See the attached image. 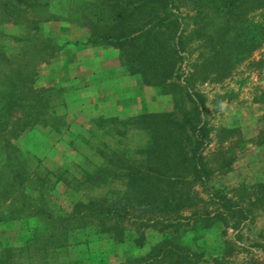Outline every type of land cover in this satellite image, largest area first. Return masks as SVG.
Segmentation results:
<instances>
[{
  "label": "trees",
  "instance_id": "trees-1",
  "mask_svg": "<svg viewBox=\"0 0 264 264\" xmlns=\"http://www.w3.org/2000/svg\"><path fill=\"white\" fill-rule=\"evenodd\" d=\"M256 9L264 11V0H71L64 13L53 12L50 0H0V222L32 220L18 244L0 247V264H110L115 250L119 264H200L208 257L200 244L207 231L238 227L264 210V189L242 184L229 195L212 183L234 156L220 150L216 167L206 159L213 126L196 87L229 77L264 45V19L250 16ZM51 20L84 29V44L116 49L125 73L170 95L172 104L93 119V133L124 137L134 129L145 141L134 148L103 141L105 149H95L101 162L84 170L82 180L57 176L74 191L85 183L107 187L73 199L68 209L51 201L47 175L28 164L29 154L45 148L36 139L40 129L61 134L68 127L66 113L57 110L64 108L65 87L36 81L41 63L80 42L45 34L43 24ZM258 100L264 102V88ZM220 134L221 143L243 141L237 127H222ZM71 250L74 258L57 259ZM261 250L263 258L248 264H264V244Z\"/></svg>",
  "mask_w": 264,
  "mask_h": 264
},
{
  "label": "rangeland",
  "instance_id": "rangeland-1",
  "mask_svg": "<svg viewBox=\"0 0 264 264\" xmlns=\"http://www.w3.org/2000/svg\"><path fill=\"white\" fill-rule=\"evenodd\" d=\"M50 3L53 12L64 13L71 0H50ZM250 16L260 21L264 19V11L253 10ZM43 32L60 42H80L86 36V31L75 23L53 20L43 24ZM109 52L116 53V50L111 47ZM196 54L197 51L193 58ZM71 58L72 54H65L60 59L58 54L39 65L36 86L53 84L65 87L64 108L60 105L57 110L66 113L68 127L61 134L40 129L41 134L36 139H42L45 148H40L36 155H28L30 170L37 169L40 175H47L46 178L50 180L53 189L47 193L51 201L65 209L70 207L73 199L101 195L107 187H91L85 183L74 191V187H66L63 182L57 181V176L62 175L72 183L82 180L84 170L101 162L95 149L98 146L104 148L100 145L103 141L116 147L121 140L120 143L126 148H134L145 141V135L134 129L129 130L124 137L110 135L102 130L93 133L95 117L103 115L125 118L136 111H164L172 108L170 95L162 94L155 87L143 85L122 69L117 73H103L95 66L92 67L94 75L87 79V75L81 74L84 70L73 74ZM187 67L188 61L183 68L186 70ZM47 76L52 77L47 79ZM56 78L61 79L62 83H51ZM196 87L206 97V109L213 126L211 143L205 151L206 159L211 166L216 167L220 160L214 158L220 150H233L230 153L234 156L230 167L216 170L212 183L226 186L229 195L237 193L234 188L242 184L253 186L256 191L264 189V102L258 100L259 92L264 88V45L255 50L249 59L240 62L229 77L220 82L197 83ZM222 127H237L242 135V143L235 145L234 141L219 142ZM16 142L17 145H23L22 138ZM47 170L51 173L47 174ZM115 186L121 187L119 183H115ZM254 212L252 218L243 221L238 227L218 224L207 231L200 244L206 249L208 257L200 264H248L251 259L263 258L264 210L258 208ZM31 227L30 219L0 222V247L11 242L18 244ZM212 255L217 258L216 262L211 261ZM75 256L73 250L56 255L58 260ZM108 260L110 264L120 262V250L110 254Z\"/></svg>",
  "mask_w": 264,
  "mask_h": 264
},
{
  "label": "crops",
  "instance_id": "crops-1",
  "mask_svg": "<svg viewBox=\"0 0 264 264\" xmlns=\"http://www.w3.org/2000/svg\"><path fill=\"white\" fill-rule=\"evenodd\" d=\"M56 22H65V21H56ZM83 41H80L78 45H71L68 44L64 49H62L59 53L60 59L65 54H72V60H71V71L73 74H76L75 72L78 71V73H81V70H84L81 74L87 75L86 79L88 77H91L94 75V70H92V67L98 66L100 68L99 72L102 71L103 73H117L121 70L119 59H118V51L115 52H109V48L111 47H94L88 44L82 43ZM110 56V57H108ZM94 63V64H93ZM94 65V66H93ZM79 75V74H78ZM52 76H47V79H50ZM62 80H58L57 78L54 79L51 83H62ZM53 85V84H52ZM139 112H147L144 110H141ZM136 111L134 114L139 113ZM118 262L117 264H119Z\"/></svg>",
  "mask_w": 264,
  "mask_h": 264
}]
</instances>
